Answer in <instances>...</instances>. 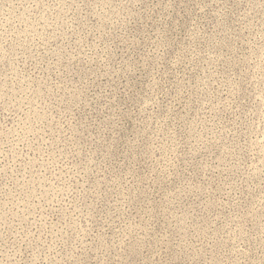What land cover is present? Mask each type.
Segmentation results:
<instances>
[{
    "label": "rangeland",
    "instance_id": "obj_1",
    "mask_svg": "<svg viewBox=\"0 0 264 264\" xmlns=\"http://www.w3.org/2000/svg\"><path fill=\"white\" fill-rule=\"evenodd\" d=\"M0 264H264V0H0Z\"/></svg>",
    "mask_w": 264,
    "mask_h": 264
}]
</instances>
